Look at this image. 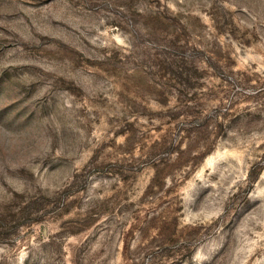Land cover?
<instances>
[{
  "label": "rangeland",
  "instance_id": "374dc122",
  "mask_svg": "<svg viewBox=\"0 0 264 264\" xmlns=\"http://www.w3.org/2000/svg\"><path fill=\"white\" fill-rule=\"evenodd\" d=\"M0 264H264V0H0Z\"/></svg>",
  "mask_w": 264,
  "mask_h": 264
}]
</instances>
